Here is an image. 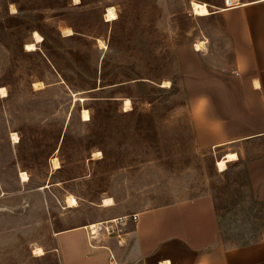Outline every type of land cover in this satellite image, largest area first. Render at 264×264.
Instances as JSON below:
<instances>
[{"label":"rangeland","instance_id":"374dc122","mask_svg":"<svg viewBox=\"0 0 264 264\" xmlns=\"http://www.w3.org/2000/svg\"><path fill=\"white\" fill-rule=\"evenodd\" d=\"M192 1L0 0V264H60L61 230L102 223L98 238L115 235L145 209L203 194L227 245L264 237L243 166L264 155V136L215 148L194 136L187 105L231 51L212 13L224 0H194L206 16Z\"/></svg>","mask_w":264,"mask_h":264},{"label":"crops","instance_id":"0c3cea01","mask_svg":"<svg viewBox=\"0 0 264 264\" xmlns=\"http://www.w3.org/2000/svg\"><path fill=\"white\" fill-rule=\"evenodd\" d=\"M212 13L231 51L230 69L216 71L187 106L197 142L215 148L264 136V0H237ZM243 166L251 195L264 201V155ZM86 226L56 233L60 264H264V237L222 240L210 194L145 209L115 235L91 238Z\"/></svg>","mask_w":264,"mask_h":264},{"label":"bare ground","instance_id":"6f19581e","mask_svg":"<svg viewBox=\"0 0 264 264\" xmlns=\"http://www.w3.org/2000/svg\"><path fill=\"white\" fill-rule=\"evenodd\" d=\"M236 1L237 0H225V5H232V4L236 3ZM74 2L78 3L79 0H74ZM10 8H11L12 12H14L16 10L13 3H10ZM191 8L195 12V14H197L199 16H206V15L210 14L208 4L205 2H199V1L193 0L191 2ZM106 16H107V19H114L115 18L114 13L110 9L107 12ZM65 33L70 34V33H72V31L70 29H65ZM34 35H35L36 40L41 39V36L39 34H37L36 32H34ZM202 44H203L202 42H196L195 48L201 49ZM0 91H1L2 96L6 95V92H5L6 90H4L3 87L0 88ZM130 104H131L130 100H128V99L125 100V106L127 108H130V106H131ZM83 110L84 111H83V117L82 118L84 120H86V119H88V114H87L88 112L85 109H83ZM11 136H12L13 141L18 140V136L16 133L13 132ZM237 159H238V155L236 154V152H227L226 154L223 155V157H221L220 159L217 160L216 164H217V167L219 169H225L228 161H234ZM52 163H53L54 168L58 167V160L56 157L52 158ZM19 176H20V180L22 182H26L29 179L28 174L25 171H20ZM76 204H77V200L75 199V197L69 196L67 199V205L70 207H73V206H76ZM101 204L105 205V206H109V205L113 204V200L110 197L103 198V201ZM99 224H102V223H89V224H87L86 227L89 230V235L91 238L97 237V234L99 233V229H100ZM35 251H36L35 254L42 252L40 248H37Z\"/></svg>","mask_w":264,"mask_h":264},{"label":"trees","instance_id":"16d2710c","mask_svg":"<svg viewBox=\"0 0 264 264\" xmlns=\"http://www.w3.org/2000/svg\"><path fill=\"white\" fill-rule=\"evenodd\" d=\"M79 2H80V0H79ZM78 2V3H79ZM10 4V3H9ZM16 11H17V9H16ZM116 19V18H115ZM34 31H36V30H34ZM34 31H32V32H34ZM38 32V31H37ZM39 33V32H38ZM40 34V33H39ZM71 34H73V32L72 33H70V34H68V35H63V36H69V35H71ZM41 35V34H40ZM42 36V35H41ZM43 39V38H42ZM42 41V40H41ZM216 210H217V213H218V208L216 207Z\"/></svg>","mask_w":264,"mask_h":264},{"label":"built area","instance_id":"2783aa9c","mask_svg":"<svg viewBox=\"0 0 264 264\" xmlns=\"http://www.w3.org/2000/svg\"><path fill=\"white\" fill-rule=\"evenodd\" d=\"M136 218H137V216L135 215L134 216V221L136 220ZM109 258H110V261L113 262V256H112V254H110Z\"/></svg>","mask_w":264,"mask_h":264},{"label":"water","instance_id":"95a60500","mask_svg":"<svg viewBox=\"0 0 264 264\" xmlns=\"http://www.w3.org/2000/svg\"><path fill=\"white\" fill-rule=\"evenodd\" d=\"M227 5H225V7H226Z\"/></svg>","mask_w":264,"mask_h":264}]
</instances>
